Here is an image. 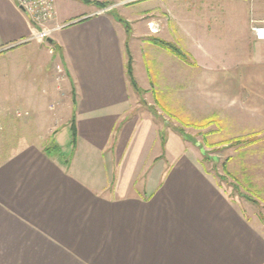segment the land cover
Segmentation results:
<instances>
[{
	"label": "crops",
	"instance_id": "0c3cea01",
	"mask_svg": "<svg viewBox=\"0 0 264 264\" xmlns=\"http://www.w3.org/2000/svg\"><path fill=\"white\" fill-rule=\"evenodd\" d=\"M97 2L110 11L100 14ZM261 2L56 0L51 26L63 27L46 49L29 41L14 0H0V69L40 61L49 97L55 76L71 94L61 105L74 127L67 154L59 138L51 144L56 131L23 141L0 132V264H264V40L251 31L263 24ZM152 38L176 45L191 64ZM144 51L155 53L158 82ZM181 83L189 109L201 105L202 117L219 123L229 110L247 132L240 170L224 167L252 201L228 193L194 151L169 165L151 155L162 128L153 113H138L139 91L155 96L153 86ZM31 99L17 103L32 110Z\"/></svg>",
	"mask_w": 264,
	"mask_h": 264
},
{
	"label": "rangeland",
	"instance_id": "374dc122",
	"mask_svg": "<svg viewBox=\"0 0 264 264\" xmlns=\"http://www.w3.org/2000/svg\"><path fill=\"white\" fill-rule=\"evenodd\" d=\"M109 1L115 3L117 0ZM259 6L264 8V0L259 3ZM97 7L99 8V6ZM251 8L254 9V4L250 6V9ZM113 14L124 22L125 18H123L124 13L122 9L115 8ZM41 45L49 49L47 44ZM147 54L148 57H152L153 59L148 61V65L146 66L150 74L155 75L150 81L152 83L155 81L158 82L156 79V71L158 70L154 71L157 66L155 53L144 51V55ZM5 61L8 62L9 59ZM38 62L40 61L32 64L22 63L24 67L22 69L13 70L12 73L8 68L0 69V105L3 107L7 106L0 110V132L3 133V136L10 139L23 141L25 138L30 139L34 136V132L48 134L56 131L59 134L52 137L51 144H56L57 138H59L60 144L63 145V151L67 154L72 144L71 124L68 121V115L62 112L64 106L61 105V102L68 96V93L62 86L61 80L55 76L53 90L57 95H55V97L54 95L53 97H49V93L43 89V82L38 78ZM4 64L5 63H2L1 65L4 66ZM51 69L52 67H49V70L46 71L51 72ZM146 81L147 79L145 78H138V83L143 87ZM130 87L132 88L131 85ZM153 87L152 88L155 89V96L152 94L145 96L143 91H139V106L137 107L139 114L145 111L153 113L154 115H152L155 117L154 120L157 126H159V129L162 128L161 133L164 146H162V144L158 146V142H156V147L151 150V155L159 154L164 156L167 159L166 164H168V162H172L184 153L188 154L190 151H194L199 158H204V160L208 159L204 161L205 168L211 174L216 176L219 175L218 182L223 185L228 193L233 194L239 192L244 196V194L247 193L246 190L243 188L240 189L233 179L228 176V172L231 173V171L234 172V170H240L241 168L240 165L234 164L235 161H239L237 160L239 152L245 149L246 152H249L246 146L242 148L240 144L231 146L240 140L239 138L242 139L244 135L247 134L246 131L241 132L242 125L233 119L232 113L230 115V111L227 110V117L221 119L219 123L217 118L212 115L209 118L202 117V115H205L207 112L203 110V113L202 110H200L201 105H196L195 103L194 108L189 109V85L181 83V85L179 84V86H177L178 88L176 91H174L173 85ZM29 96L37 98L31 99L32 101H30L34 108L32 110L25 108L21 104L18 105L19 103H17V99L19 101L21 99L25 101V98ZM153 97H155V99ZM68 98L71 99V94ZM196 109H198V112H196ZM61 113L63 114L60 115ZM208 119L211 121V124L206 127L201 128L192 126L194 123H203ZM117 125L119 124L117 123L115 126ZM240 141L246 142L248 140ZM147 151L148 149L146 152ZM214 158L216 159L215 161H213ZM225 165L228 167V172L224 167ZM157 167L158 165L156 168ZM244 197L252 201L249 194Z\"/></svg>",
	"mask_w": 264,
	"mask_h": 264
},
{
	"label": "built area",
	"instance_id": "2783aa9c",
	"mask_svg": "<svg viewBox=\"0 0 264 264\" xmlns=\"http://www.w3.org/2000/svg\"><path fill=\"white\" fill-rule=\"evenodd\" d=\"M18 8L26 15L30 23L29 41L39 44H47L54 32L59 31L63 26H51L56 21V0H14ZM111 8H104L99 11L100 14L110 11ZM262 26H252L251 31L259 40H264V21ZM152 33L156 29L150 28ZM56 70L60 74V68Z\"/></svg>",
	"mask_w": 264,
	"mask_h": 264
},
{
	"label": "trees",
	"instance_id": "16d2710c",
	"mask_svg": "<svg viewBox=\"0 0 264 264\" xmlns=\"http://www.w3.org/2000/svg\"><path fill=\"white\" fill-rule=\"evenodd\" d=\"M96 6H99L101 9H104V8H107V3H95ZM151 43L168 51L169 53H171L172 55L176 56L177 58H179L181 61H183L184 63L186 64H191L190 62V59L189 57L187 56V54L185 52H183L181 49H179L176 45L172 44V43H168V42H165L161 39H158V38H152L151 40ZM126 75H127V78L129 80V83L130 85L138 90V87H137V84L133 78V73H132V60L131 58L128 56V60H127V65H126ZM211 124V121L208 119L207 121L203 122V123H199V124H192V126L194 127H206L207 125ZM71 131H73L74 133V127L73 125H71ZM180 131V130H179ZM161 140H162V146H164V140H163V137H162V133H161ZM245 142V141H244ZM243 142V143H244ZM242 143V141L238 140L237 142H235L234 144H232L231 146H234V145H238Z\"/></svg>",
	"mask_w": 264,
	"mask_h": 264
},
{
	"label": "bare ground",
	"instance_id": "6f19581e",
	"mask_svg": "<svg viewBox=\"0 0 264 264\" xmlns=\"http://www.w3.org/2000/svg\"><path fill=\"white\" fill-rule=\"evenodd\" d=\"M263 34H264V32H263Z\"/></svg>",
	"mask_w": 264,
	"mask_h": 264
}]
</instances>
